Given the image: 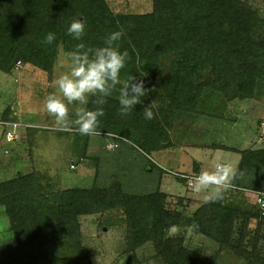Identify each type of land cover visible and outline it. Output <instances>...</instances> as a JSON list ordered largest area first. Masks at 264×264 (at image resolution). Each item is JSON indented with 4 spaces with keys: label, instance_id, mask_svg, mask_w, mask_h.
Returning a JSON list of instances; mask_svg holds the SVG:
<instances>
[{
    "label": "trees",
    "instance_id": "16d2710c",
    "mask_svg": "<svg viewBox=\"0 0 264 264\" xmlns=\"http://www.w3.org/2000/svg\"><path fill=\"white\" fill-rule=\"evenodd\" d=\"M77 18L86 23L79 41L67 33ZM119 30L125 33L120 49L130 56L121 81L143 79L148 94L128 116L119 114L118 90L107 97L101 135L65 130L80 159L94 165L88 189L53 191L37 174L0 183V207L13 240L0 245V264H91L79 218L99 215L110 222L114 213L122 215L130 250L150 244L162 264H217L224 252L244 264H264V216L254 203L227 201L226 192L192 214L179 211L174 205L186 210L189 200L161 191V183L165 175L183 181L152 158L175 147L170 133L177 121L204 115L208 93L233 103L252 100L264 86V19L243 0H152L144 14L114 13L106 0H0V71L8 74L20 62L51 73L58 51L70 61L77 44L100 47ZM48 32L56 34L51 45L43 43ZM151 103L154 118L148 120L143 109ZM95 107L90 98L86 108ZM233 151L243 176L228 192L253 200L243 190L264 191V148ZM196 165L179 174L198 175ZM193 222L199 229L189 232ZM172 225L179 234H168ZM189 236L213 242L214 257L188 248Z\"/></svg>",
    "mask_w": 264,
    "mask_h": 264
},
{
    "label": "rangeland",
    "instance_id": "374dc122",
    "mask_svg": "<svg viewBox=\"0 0 264 264\" xmlns=\"http://www.w3.org/2000/svg\"><path fill=\"white\" fill-rule=\"evenodd\" d=\"M243 1L253 7L264 19V0ZM106 2L117 14H144L151 12L152 9V0H106ZM69 69L70 61L63 51H58L51 73L29 64H20L8 74L0 71V120H17L32 126L31 129H27V134L26 130H21V138L15 143H5L0 137V183L18 176L37 174L43 182L50 183L53 191L70 188L88 189L92 185L94 165L80 159L79 150L74 149V151L73 144L69 140L71 134L56 125L54 117L49 116L44 107L46 97L57 91L54 81ZM260 86L252 100L235 101L231 104L225 103L219 96L208 93L201 107L204 115L195 116L194 125L187 129V126L183 124L186 118L178 122L175 131L181 130L178 132L179 136L189 137V144H193L188 146L187 152H190V157L194 158L204 170H210L216 162H228L234 167L238 162L237 154L222 148L211 147V142L240 150L248 147L264 148V141L260 140L261 129L258 125L260 120L264 121V86ZM69 107L71 110L75 105ZM202 117H214V120L212 122L209 120L210 123L207 124L215 123L218 127L212 129L215 127L213 124L207 131V128L203 126L206 121L204 122ZM2 132L0 127V135ZM211 137L214 141L209 139ZM248 140L250 144H243ZM178 150L180 149H170L166 154L176 160L179 155ZM152 158L154 162H158V154H153ZM188 161L191 162V159ZM71 164L75 166L74 169L70 168ZM180 171L187 170L180 169ZM167 177L172 180V188L163 187V191L171 190L180 197L188 199L191 192L183 187L179 180L170 175ZM229 197L228 201L238 202L243 207L250 205L240 194ZM189 200L186 210L182 209V205L174 206L179 211L192 214L202 202H205L194 200L192 196ZM121 216L112 214L113 220L110 222L99 215L79 218L82 244L88 251L91 264H162L155 257L150 244L133 252L130 250L131 239L126 237V228L121 222ZM254 227L255 223L252 222L249 227V238L252 237ZM9 229L7 216L4 209L0 207V245L13 244ZM185 245L203 255L214 257L216 245L205 238L189 236ZM217 264L244 263L237 260L231 253L224 252L217 258Z\"/></svg>",
    "mask_w": 264,
    "mask_h": 264
},
{
    "label": "clouds",
    "instance_id": "9594fccd",
    "mask_svg": "<svg viewBox=\"0 0 264 264\" xmlns=\"http://www.w3.org/2000/svg\"><path fill=\"white\" fill-rule=\"evenodd\" d=\"M86 23L83 19H74L67 29V33L75 40H81L85 35ZM125 35L123 30L111 32L104 39L103 46L86 47L84 43L76 45L68 53L70 69L61 74L55 81L56 92L49 94L45 99L47 114L54 117V122L61 129H70L76 126L79 134L83 136H98L100 118L105 115L103 105L107 97L113 92H119V114L128 116L137 104L143 103V98L149 89L145 81L134 76L126 81H121V70L125 68L130 59L127 50L121 51L119 41ZM56 39V34L48 32L43 40L46 45H51ZM91 102L95 109L81 107ZM70 105H75L70 110ZM151 105V106H149ZM144 107V116L148 120L154 118L152 107ZM243 176L231 163L216 162L210 170H202L198 175L186 177L192 190L204 193L206 203H216L224 198V194L235 187L234 181ZM199 225L193 222L187 230L193 232ZM177 225L168 229L170 236L179 234Z\"/></svg>",
    "mask_w": 264,
    "mask_h": 264
},
{
    "label": "crops",
    "instance_id": "0c3cea01",
    "mask_svg": "<svg viewBox=\"0 0 264 264\" xmlns=\"http://www.w3.org/2000/svg\"><path fill=\"white\" fill-rule=\"evenodd\" d=\"M229 104V103H228ZM231 104V103H230ZM209 108V107H208ZM212 109V108H211ZM209 111V110H208ZM210 112V111H209ZM212 113V115H214V113L213 112H211ZM215 114H217V112L215 113ZM208 115H210V113L208 114ZM201 116V115H200ZM214 118V117H213ZM213 118H211V117H208V118H205V117H202V119H204V122L206 121V123H205V125H203L204 126V128L206 127L207 128V131H208V129H210L211 127H212V125L214 124V126H215V123H212V124H207V123H210L209 122V120H211V122L214 120ZM215 118H217V116H215ZM206 119V120H205ZM178 122L180 123V121H177L176 123H175V125H174V127L172 128V130H171V133H170V135H171V140L173 141V143L175 144V147L173 148V149H180V150H178L177 151V153L180 155V157H179V155H178V157H177V159L176 160H174V159H172L171 157H170V155H168V154H166V152L168 153L169 151H167V150H170V149H166V150H162V151H160V152H158V153H156V154H158V162H156L157 164H158V166L159 167H161L163 170H169V171H173V172H181L180 171V169H185V170H187V171H184V172H194L195 171V164H198L196 161H195V159L194 158H191L190 157V152L188 153L187 152V148H188V146L189 145H191V144H193V143H191V144H189L190 143V139H189V137H183V136H179L180 134H178V132H181V130L179 131V130H177V131H175V129L177 128L176 127V125L178 124ZM25 123V122H24ZM194 123H195V121H194V117L192 116V117H189V118H186L185 119V122L183 123L184 125H186L187 126V129L189 128V126H191V125H194ZM25 124H27V123H25ZM207 124V125H206ZM27 125H30V124H27ZM203 126H202V128H203ZM209 126H211V127H209ZM193 127V126H192ZM216 127H218V125L217 126H215V127H213L212 129H214V128H216ZM28 129H31V128H28ZM27 132H28V130L26 129V134H27ZM177 139V140H176ZM211 141H214V139L211 137V138H209ZM241 139H243V138H241ZM222 140V139H221ZM225 140H223V142H224ZM243 141H245V140H243ZM260 141V140H259ZM211 147H215V145H220L219 143H215V142H211ZM243 144H250V142H249V140L248 141H246V142H244ZM221 146H225V145H221ZM192 147V146H191ZM226 147V146H225ZM185 148H186V150H185ZM227 148H231L232 149V151L230 150V149H228L229 151H231V152H233V153H235L233 150H238V151H241L240 149H236V148H232V147H227ZM249 148V147H248ZM243 150H245V149H243ZM166 154V155H165ZM235 154H237V153H235ZM238 155V154H237ZM167 156V157H166ZM184 156H185V158H184ZM238 158H239V156H238ZM185 159V160H184ZM188 159H191V162H189L188 161ZM163 160V161H162ZM162 163H161V162ZM195 163V164H194ZM237 164H238V162H237ZM196 166H198V172L200 173L202 170H204V168L200 165V164H198V165H196ZM237 166V165H236ZM236 168V167H235ZM168 175H165L164 177H163V180H162V183H161V191H163V187H169L170 189L172 188V180H170V178H168L167 177ZM171 177V176H170ZM181 184H182V186L183 187H185L184 186V184L181 182ZM163 192H165V191H163ZM190 192H191V194L187 197L188 198V200H189V198H190V196H192V199H194V200H203L204 201V193H200V194H197V193H195L193 190H190ZM166 194H169L170 196H180V195H178V194H175L174 192H171V190H169V191H167V192H165ZM234 194H237V193H235V192H227L226 193V197H228V200H229V196L230 195H234ZM198 195H200V197L198 196ZM240 195H242L243 197L245 196V195H243V193L242 194H240ZM246 197V198H245ZM244 198L251 204L252 203V198H248L247 196H245ZM227 200V201H228ZM189 203H190V200H189ZM203 203V202H202ZM238 203V202H237ZM240 204V203H239ZM9 241V240H8Z\"/></svg>",
    "mask_w": 264,
    "mask_h": 264
},
{
    "label": "built area",
    "instance_id": "2783aa9c",
    "mask_svg": "<svg viewBox=\"0 0 264 264\" xmlns=\"http://www.w3.org/2000/svg\"><path fill=\"white\" fill-rule=\"evenodd\" d=\"M20 64H21L20 62H17L16 67L20 66ZM0 127L3 130L2 139L4 140L5 143H8V144L15 143L21 138V135H20L21 130L32 128L31 125L18 122L17 120H12V121L0 120ZM260 128H261L260 140L264 141V124L263 123L260 124ZM70 168L74 169L75 166L71 164ZM172 174L180 178L186 187L191 188L186 177H191L195 175H186V174H179V173H172ZM243 192L251 195L254 198L252 200V203H254L257 206L261 215L264 216V191L258 192V191L243 190Z\"/></svg>",
    "mask_w": 264,
    "mask_h": 264
}]
</instances>
